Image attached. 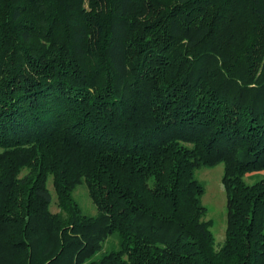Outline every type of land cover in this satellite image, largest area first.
Instances as JSON below:
<instances>
[{"label":"trees","instance_id":"16d2710c","mask_svg":"<svg viewBox=\"0 0 264 264\" xmlns=\"http://www.w3.org/2000/svg\"><path fill=\"white\" fill-rule=\"evenodd\" d=\"M262 171L264 0H0V264H264Z\"/></svg>","mask_w":264,"mask_h":264},{"label":"rangeland","instance_id":"374dc122","mask_svg":"<svg viewBox=\"0 0 264 264\" xmlns=\"http://www.w3.org/2000/svg\"><path fill=\"white\" fill-rule=\"evenodd\" d=\"M222 176L223 166L221 164L214 167H203L195 172V179L204 188L200 202L206 212L202 220L205 222L210 221L209 230L214 239L215 249H218L223 244L226 227V194L222 185ZM261 180H264V171L251 174L244 178V182L249 185ZM47 187L52 197L50 212L64 215L57 206V198L52 187V179H49ZM72 197L78 204L82 214L86 216H95L97 214V209L90 199L85 184L77 186L72 192ZM119 249L120 239L118 236L112 235L102 243L101 251L94 256V259H98L110 251H118ZM89 262L83 264H89Z\"/></svg>","mask_w":264,"mask_h":264}]
</instances>
